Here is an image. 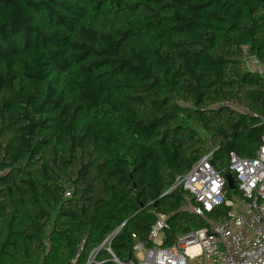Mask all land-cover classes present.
<instances>
[{
	"label": "trees",
	"instance_id": "1",
	"mask_svg": "<svg viewBox=\"0 0 264 264\" xmlns=\"http://www.w3.org/2000/svg\"><path fill=\"white\" fill-rule=\"evenodd\" d=\"M263 117L264 0H0V264H86L119 226L138 264L159 214L164 245L222 219L169 189L255 156Z\"/></svg>",
	"mask_w": 264,
	"mask_h": 264
},
{
	"label": "built area",
	"instance_id": "2",
	"mask_svg": "<svg viewBox=\"0 0 264 264\" xmlns=\"http://www.w3.org/2000/svg\"><path fill=\"white\" fill-rule=\"evenodd\" d=\"M250 62L254 69L262 70L254 59ZM224 104L243 111L237 104ZM261 123L264 124V117ZM213 155V150L209 151L188 172L177 175L169 190L181 188L186 192L185 206L192 213L207 218L215 208L223 207V218L208 220L202 228L179 234L172 244L164 245L169 225L167 217L159 214L147 241L131 234L138 264H264V135L255 156L239 157L232 153L223 169L213 165ZM227 172L234 177V188L228 185ZM121 227L91 250L86 264L100 263L97 257L102 251L115 264H132L120 259L111 246Z\"/></svg>",
	"mask_w": 264,
	"mask_h": 264
},
{
	"label": "water",
	"instance_id": "3",
	"mask_svg": "<svg viewBox=\"0 0 264 264\" xmlns=\"http://www.w3.org/2000/svg\"><path fill=\"white\" fill-rule=\"evenodd\" d=\"M225 177L227 179V182H228V185L231 187V188H234V183H235V180H234V177L232 175L231 172H227L225 173ZM165 194V193H164Z\"/></svg>",
	"mask_w": 264,
	"mask_h": 264
},
{
	"label": "rangeland",
	"instance_id": "4",
	"mask_svg": "<svg viewBox=\"0 0 264 264\" xmlns=\"http://www.w3.org/2000/svg\"><path fill=\"white\" fill-rule=\"evenodd\" d=\"M249 64H250L253 68L255 67V65H253L252 62H249Z\"/></svg>",
	"mask_w": 264,
	"mask_h": 264
},
{
	"label": "bare ground",
	"instance_id": "5",
	"mask_svg": "<svg viewBox=\"0 0 264 264\" xmlns=\"http://www.w3.org/2000/svg\"><path fill=\"white\" fill-rule=\"evenodd\" d=\"M191 251L194 250V249H190Z\"/></svg>",
	"mask_w": 264,
	"mask_h": 264
},
{
	"label": "crops",
	"instance_id": "6",
	"mask_svg": "<svg viewBox=\"0 0 264 264\" xmlns=\"http://www.w3.org/2000/svg\"><path fill=\"white\" fill-rule=\"evenodd\" d=\"M108 257V256H107Z\"/></svg>",
	"mask_w": 264,
	"mask_h": 264
}]
</instances>
